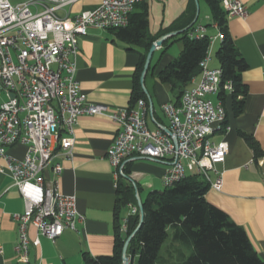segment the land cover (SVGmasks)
Masks as SVG:
<instances>
[{"label":"built area","instance_id":"1","mask_svg":"<svg viewBox=\"0 0 264 264\" xmlns=\"http://www.w3.org/2000/svg\"><path fill=\"white\" fill-rule=\"evenodd\" d=\"M77 1L0 0V90L8 95L0 105V172L12 174L25 201V211L14 214L19 234L15 250L22 264H31L30 248L40 244L38 238L30 237L31 226L55 241L67 229L80 232L84 224L76 196L60 189L63 165L54 161L58 148L65 155L72 153L75 126L83 114H108L117 124L115 140L107 152L117 180L125 175L126 160L146 156L167 164L162 176L165 187L192 172L212 188L221 190L223 186L222 173L215 180L210 175L229 152L227 141L216 143L210 138L226 121L225 106L210 96L222 89L233 90L231 81L222 82V68L210 66V47L223 34L219 31L210 36L200 79L192 80L178 103L163 104L170 133L160 125L150 129L143 99L134 107L112 112L105 105L88 102L77 79L76 62L79 39L90 28L126 27L135 6L146 0H102L73 18L59 13ZM222 5L229 16L248 12L241 0H223ZM206 34L203 25L190 33L199 38ZM18 143L27 146L21 159L8 153V148ZM47 169L53 173L49 183ZM137 213L139 207L129 204L122 216L123 233L128 230L129 218Z\"/></svg>","mask_w":264,"mask_h":264},{"label":"crops","instance_id":"2","mask_svg":"<svg viewBox=\"0 0 264 264\" xmlns=\"http://www.w3.org/2000/svg\"><path fill=\"white\" fill-rule=\"evenodd\" d=\"M101 1L79 0L59 13L73 18L84 10L94 9ZM218 1L222 4L223 0ZM241 1L248 9L247 14L228 15V26L236 47L248 64L242 73L248 92L240 110L235 108L231 91L225 90L224 102L219 97L220 93L210 96L214 102H221L226 107L225 123L210 138L216 143L227 141L229 152L226 160L218 164L216 170L210 171L212 180L222 173V189L210 187L206 199L245 228L254 248L264 259V0ZM202 2L205 3L200 1V4ZM190 3L191 0H146L137 4L131 15L145 13L149 21L146 38L156 36L159 39L172 32L169 30L188 10ZM207 16L209 23L198 22V25L206 26L207 34L215 37L219 29L212 24L210 9ZM172 37L155 50L145 78L150 129L159 125L163 129L169 127L162 106L177 101V93L158 77L164 66L182 50L180 40L173 38L169 42ZM167 41L169 44L165 45ZM174 42L180 43L177 56L172 50ZM220 43V38H217L210 47L211 57H215V62L210 61L211 67H220L216 57ZM145 51L144 45L128 42L114 30L90 28L79 39L76 58L77 79L87 94V101L105 105L109 112L136 106L137 102H132L134 78ZM200 77L201 74L195 79L198 81ZM0 95L1 105L8 95L1 90ZM224 125L230 128L226 129ZM116 134L117 124L108 114H83L75 126L76 142L72 153L65 155L61 148L57 149L54 161L63 165L60 189L67 195L76 196L78 212L85 220L80 225V232L67 229L55 241L31 226L30 237L40 240L38 246L30 248L31 264H88L86 255L99 257L113 254L118 180L107 152ZM244 135L251 137L258 150ZM8 153L21 159L27 153V146L15 144L8 148ZM139 157L125 161L128 178L124 175L133 188L130 192L137 202L138 196L144 201L149 192L165 188L162 176L167 166L158 159ZM45 176L49 183L53 179L52 170L47 169ZM24 211L25 201L12 174L0 172V264H22L15 250L19 234L14 214ZM126 211L127 207L123 215ZM168 243L171 244V237ZM174 247L180 246L176 243Z\"/></svg>","mask_w":264,"mask_h":264},{"label":"trees","instance_id":"3","mask_svg":"<svg viewBox=\"0 0 264 264\" xmlns=\"http://www.w3.org/2000/svg\"><path fill=\"white\" fill-rule=\"evenodd\" d=\"M200 1L208 5L212 24H215L223 34L216 57L223 70L222 82L228 80L232 82L233 102L235 108L240 110L248 92L242 80V73L247 69L248 64L230 34L228 13L221 2ZM195 15V0H191L188 10L169 30H183L169 41L171 42L173 38L180 40L183 44L182 50L158 73L159 79L177 93L176 103L180 101L183 92L192 85V80L201 74V61L207 55L210 46L209 34L202 38L190 35L199 22L197 20L192 24ZM148 23L145 13L132 14L126 27L111 29L128 42L144 45L146 50L140 57L135 73L133 104L139 99L147 101L140 78L147 54L158 39L156 36L146 38ZM169 42H165V45ZM225 96V90L222 89L219 97L223 102ZM244 136L258 150L251 137ZM127 171L128 169L125 168V174ZM117 186L114 252L112 255L99 257L86 255L88 264H123L124 244L140 222V213H137L129 218L127 232L121 231L123 210L129 204L138 206V202L135 195L130 192L133 188L127 183L124 175L119 177ZM209 188L208 181L193 173L161 191L149 192L143 201L144 223L128 247L130 263L264 264V259L254 248L245 228L231 220L228 213L206 199ZM170 229H172L171 233ZM169 237L171 244L168 243ZM176 243L180 247H174Z\"/></svg>","mask_w":264,"mask_h":264},{"label":"water","instance_id":"4","mask_svg":"<svg viewBox=\"0 0 264 264\" xmlns=\"http://www.w3.org/2000/svg\"><path fill=\"white\" fill-rule=\"evenodd\" d=\"M195 4H196V15H195V18H194L192 24H195V22L198 20L199 14H200V0H195ZM182 32H183V30H176V31L169 32V33L165 34L164 36H162L161 38H159L158 40H156L152 44V46H151V48H150V50H149V52L147 54V58H146V61H145V64H144L143 72H142L141 78H140L142 88H143V90L146 93H147V90H146V86H145V78H146L148 69L150 67L151 60H152V57H153V54H154L155 50L158 47H160L164 43V41L167 40L169 37L178 35V34H180ZM13 97H14V95L11 96V98H13ZM164 130L166 132L170 133V130L167 127H165ZM139 158L153 159V158H149V157H146V156L139 157ZM125 177L128 178L127 175H125ZM138 207H139V210H140V222H139L138 226L136 227V229L127 238V240H126V242L124 244V247H123V264H131L130 263V259L128 257V247H129V244H130L131 240L133 239L135 234L139 231V229L141 228V226L144 223L145 212H144V207H143V201H142V199L139 196H138Z\"/></svg>","mask_w":264,"mask_h":264},{"label":"rangeland","instance_id":"5","mask_svg":"<svg viewBox=\"0 0 264 264\" xmlns=\"http://www.w3.org/2000/svg\"><path fill=\"white\" fill-rule=\"evenodd\" d=\"M209 9L207 4L205 3H201L200 4V17H199V23L204 22V23H209V19L207 18V13H208ZM210 27V26H209ZM208 27V28H209ZM172 50L176 52V56L179 54V47H180V43L179 42H174L173 46H172ZM212 62H215V57H213L212 55ZM2 101L1 95H0V102ZM172 232V229H170V233Z\"/></svg>","mask_w":264,"mask_h":264}]
</instances>
